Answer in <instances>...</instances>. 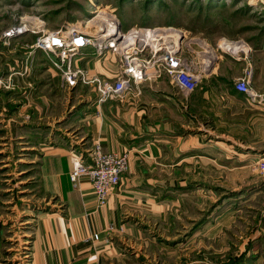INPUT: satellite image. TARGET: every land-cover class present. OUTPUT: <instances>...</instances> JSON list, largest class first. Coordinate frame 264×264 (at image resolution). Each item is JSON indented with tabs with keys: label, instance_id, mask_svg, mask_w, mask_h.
I'll return each instance as SVG.
<instances>
[{
	"label": "crops",
	"instance_id": "crops-1",
	"mask_svg": "<svg viewBox=\"0 0 264 264\" xmlns=\"http://www.w3.org/2000/svg\"><path fill=\"white\" fill-rule=\"evenodd\" d=\"M3 30L0 77L11 76L13 86L0 88V121L10 127L11 144L31 157L22 165L26 172L35 171V194H40L48 208L36 211L29 230L20 231V241L16 239L10 247V230L0 221V264H106L107 253L115 248L109 227L119 231L130 226V218L144 216L147 210L161 215L163 203L173 199L169 191L189 181L172 178L179 169H207L211 163L224 169H248L264 157V102L252 103L235 89L248 66L257 74L264 48L249 45V62L217 55L201 81L207 89L199 86L200 90L188 95L164 75L143 82L136 100H108L99 105L96 92L80 83L70 89L75 95L67 101L62 116L50 113L53 107L45 92L50 81L60 82V76L47 54L34 47L38 35L27 33L7 43ZM201 51L199 57L204 60V47ZM75 63L90 75L114 78L118 74L116 57H97L91 46L75 57ZM232 63L238 67L235 73L229 69ZM250 136L257 140L247 141ZM97 141L105 151L129 152V169L102 208H97L87 178L76 186L70 179L71 150L89 160ZM4 152L0 147V153ZM260 235L249 238L259 242L248 251L250 264H264V232Z\"/></svg>",
	"mask_w": 264,
	"mask_h": 264
},
{
	"label": "rangeland",
	"instance_id": "rangeland-1",
	"mask_svg": "<svg viewBox=\"0 0 264 264\" xmlns=\"http://www.w3.org/2000/svg\"><path fill=\"white\" fill-rule=\"evenodd\" d=\"M7 1L0 0V32L24 16L32 17L37 26L44 21L49 31L75 24L84 28L87 20L114 9L124 31L135 25L181 29L186 42H192L197 52L204 47L205 62H211V68L219 54L249 62V45L264 48V0ZM88 25L94 31L93 23ZM237 68L233 63L229 65L234 73ZM252 80L254 89L264 95V56L259 58L258 72L254 71ZM52 82L45 92L53 107L50 113L64 116L67 101L75 94L71 87ZM255 83L263 88H257ZM215 93L217 97L219 94ZM37 96L34 95L35 100ZM6 123L0 121V147L5 149L0 153V221L10 230V247L20 241V231L29 230L36 211L45 210L48 205L40 194H35V171L26 172L22 165L31 157L22 155L20 148L11 144ZM50 123H54L52 117ZM246 139L257 140L251 136ZM4 142L7 144L1 146ZM5 163L9 165H1ZM22 170L25 172L20 173ZM161 174L166 176L165 172ZM175 176L189 181L169 191L173 199L163 203L161 215L147 210L144 216L130 218V226L108 230L114 234L109 239L114 241L115 248L107 253L106 264H213L228 252L241 256L249 238L264 232V172L257 169L256 162L248 169H224L211 163L207 169H179L172 178Z\"/></svg>",
	"mask_w": 264,
	"mask_h": 264
},
{
	"label": "built area",
	"instance_id": "built-area-1",
	"mask_svg": "<svg viewBox=\"0 0 264 264\" xmlns=\"http://www.w3.org/2000/svg\"><path fill=\"white\" fill-rule=\"evenodd\" d=\"M108 13L109 20L92 22L94 31L88 28L90 19L84 28L82 24H75L49 31L45 29L44 21H39L37 26L32 17L24 16L5 30L3 37L8 43L12 38L27 33H42L37 37L34 47L47 54L49 62L58 71L61 86L73 88L80 83L87 85L96 92L99 105L108 100H136L142 93L143 82L164 75L188 95L199 87L203 76L210 72L211 62L209 65L205 58L203 60L199 57L203 52H197L193 43L186 42L185 33L181 29L173 26L135 25L124 31L114 9ZM161 28L174 30L156 31ZM87 46L94 48L97 57L106 54L116 57V77L90 75L87 69L75 63V57ZM253 72V68L248 66L244 75L236 80L235 88L244 93L250 102L262 104L264 95L258 93L252 85ZM12 86L11 76L0 77V88L9 89ZM69 161L70 179L73 184L76 186L81 179L87 178L95 192L97 208H102L107 205L111 193L129 169V152L105 151L101 142L97 141L90 150L89 160L82 152L73 149L69 154ZM256 167L264 172V157L256 162ZM109 230L114 231L116 228L111 225ZM94 239H99L98 233L94 235Z\"/></svg>",
	"mask_w": 264,
	"mask_h": 264
},
{
	"label": "trees",
	"instance_id": "trees-1",
	"mask_svg": "<svg viewBox=\"0 0 264 264\" xmlns=\"http://www.w3.org/2000/svg\"><path fill=\"white\" fill-rule=\"evenodd\" d=\"M263 239H264V236H263ZM254 241L255 240H250L248 242L246 250L241 256L234 254L233 252H228L223 258L219 256L218 260H215L212 263L213 264H250L252 257L248 255V251L254 245L253 244ZM193 264H204V263H193Z\"/></svg>",
	"mask_w": 264,
	"mask_h": 264
},
{
	"label": "bare ground",
	"instance_id": "bare-ground-1",
	"mask_svg": "<svg viewBox=\"0 0 264 264\" xmlns=\"http://www.w3.org/2000/svg\"><path fill=\"white\" fill-rule=\"evenodd\" d=\"M102 19L109 20L110 19V13H108V12H100L98 15H96L95 17L90 19V23H92V22L93 23H95V22L97 23V22H99V20H102ZM156 31L169 32L170 30L168 29V30H156ZM208 64H209V62H208Z\"/></svg>",
	"mask_w": 264,
	"mask_h": 264
}]
</instances>
